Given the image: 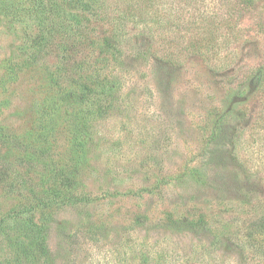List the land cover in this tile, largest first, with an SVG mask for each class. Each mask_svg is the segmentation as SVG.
I'll return each mask as SVG.
<instances>
[{"label":"rangeland","instance_id":"rangeland-1","mask_svg":"<svg viewBox=\"0 0 264 264\" xmlns=\"http://www.w3.org/2000/svg\"><path fill=\"white\" fill-rule=\"evenodd\" d=\"M4 166L0 264H264V0H0Z\"/></svg>","mask_w":264,"mask_h":264},{"label":"trees","instance_id":"trees-1","mask_svg":"<svg viewBox=\"0 0 264 264\" xmlns=\"http://www.w3.org/2000/svg\"><path fill=\"white\" fill-rule=\"evenodd\" d=\"M243 4L249 5L253 3V0H241ZM94 14H97L103 18L105 16L104 10L102 14H100V10L92 9ZM141 11L137 12L138 14ZM73 16V15H72ZM105 18V17H104ZM108 23L109 20L107 21ZM37 42L40 44L41 42V36L35 35ZM15 172L14 170H9L8 167H3L2 169L0 168V183L4 182V185H10L12 188V192H17L18 195L20 196V199L18 202L13 204L7 209V216L6 218H11V219H17V221H22L24 225H26L30 230L31 233H33L32 239L35 238L34 240L37 241V253L45 255L44 251L47 249L45 246V236L43 235V231H40L41 228H44L41 222L44 221H37L34 219V216L32 215V212L36 210L37 208L42 209L44 206H50L52 204H55L56 197L58 194H61V191L59 190L57 185H54L51 187H47V192L43 193L44 196H40L36 193L35 196H37L36 201H33L29 194V186L30 184L26 182V178L21 174H13ZM17 172V171H16ZM19 173V172H17ZM62 176V175H58ZM17 177H20L19 181H15ZM66 178V177H65ZM27 184L29 186H27ZM57 188V189H55ZM23 189L27 191V193H23ZM69 199L71 201H76L79 199V196L76 194H70L68 195ZM34 209V210H33ZM30 212V213H29ZM2 221H0L1 224ZM257 235H262V240L264 241V214H262L258 219L254 220V222L251 224L249 231L247 232L246 236L251 240L253 238H256ZM33 241V240H32ZM36 243V242H35ZM32 248H35L32 247ZM30 248V249H32Z\"/></svg>","mask_w":264,"mask_h":264}]
</instances>
